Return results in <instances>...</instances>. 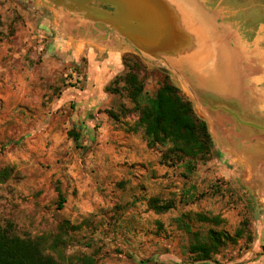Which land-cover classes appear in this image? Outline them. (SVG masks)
<instances>
[{
  "label": "rangeland",
  "instance_id": "obj_1",
  "mask_svg": "<svg viewBox=\"0 0 264 264\" xmlns=\"http://www.w3.org/2000/svg\"><path fill=\"white\" fill-rule=\"evenodd\" d=\"M215 3L222 22L233 13L245 23L263 21L252 44L261 71L264 0ZM57 9L55 0H0V169H12L0 182V223L21 237L58 238L49 252L66 263L89 254L97 264H264V147L257 141L264 132L199 106L212 152L180 159L168 145L148 144L124 79L110 81L87 111L77 98L85 83L74 76L86 71L87 59L62 49L53 25L69 14ZM132 55L119 76L135 64L146 97L155 96L166 72ZM262 85L249 90L250 107L264 104ZM213 118H222L220 129ZM262 118L264 109L241 117ZM153 197L174 206L158 213ZM209 229L242 235L211 260H198L190 245Z\"/></svg>",
  "mask_w": 264,
  "mask_h": 264
},
{
  "label": "crops",
  "instance_id": "obj_2",
  "mask_svg": "<svg viewBox=\"0 0 264 264\" xmlns=\"http://www.w3.org/2000/svg\"><path fill=\"white\" fill-rule=\"evenodd\" d=\"M121 1L118 29L105 15L113 8L103 1H56L59 15L69 14L53 25L63 39L62 49H72L76 60L84 56L87 59L85 87L77 90V98L87 111L101 103L106 86L123 71L124 56L134 54L145 63L159 65L192 101L200 117L197 108L201 105L224 108L240 124L264 132L263 118L260 124L241 119L247 111L264 109V104L250 107L253 103L247 99L254 83L264 84V62L262 65L259 62L261 71H255L252 63V44L257 41L263 21L253 23L252 17L250 23H245L243 17L233 13L222 22L215 0H160L165 10L164 25L172 36L164 46H156L151 38H144L143 45L137 37L131 40L128 35H140L147 27L156 28L157 16L153 10L146 9L152 0ZM77 12L81 18L75 17ZM235 20H240L242 28ZM82 31L86 33L81 34ZM237 32L241 33L240 39ZM190 53L194 59L189 58ZM222 121V118L214 119L213 123L220 129ZM261 140L258 144L264 147V139H257Z\"/></svg>",
  "mask_w": 264,
  "mask_h": 264
},
{
  "label": "trees",
  "instance_id": "obj_3",
  "mask_svg": "<svg viewBox=\"0 0 264 264\" xmlns=\"http://www.w3.org/2000/svg\"><path fill=\"white\" fill-rule=\"evenodd\" d=\"M132 56L139 62L138 56ZM140 65L143 67L142 62ZM137 69L139 68L135 64L132 65L127 73L117 76L116 80L124 79L131 96L137 101L140 111L139 125L144 128L148 144L168 145V151L180 159L209 158L214 146L213 138L207 121L197 114L192 101L167 74L165 82L155 96L146 97L144 84ZM141 102L145 104L141 106ZM11 172V167L0 169V182L7 180ZM64 201L65 199L59 203L60 208ZM150 203L158 213L174 206L171 202L160 203L158 197H153ZM241 235V229H238L235 235H230L224 230L209 229L205 239H198L191 244L190 250L197 253L198 260H211L224 244L236 240ZM57 239L50 240L46 235L21 237L12 234L0 223V264H97L89 254L77 256L74 263L61 261L49 252V249L55 250V246H58Z\"/></svg>",
  "mask_w": 264,
  "mask_h": 264
},
{
  "label": "water",
  "instance_id": "obj_4",
  "mask_svg": "<svg viewBox=\"0 0 264 264\" xmlns=\"http://www.w3.org/2000/svg\"><path fill=\"white\" fill-rule=\"evenodd\" d=\"M85 1H87V0H85ZM96 1H98L99 3L103 1L104 3L110 5L113 8L112 12H105V15H107L109 17L108 19L110 21L116 23L115 27L118 29V27H117L118 15L120 12L122 1L121 0H96ZM162 3L163 2L160 0H152L151 4L149 6L146 5V9L153 10L152 12H154L155 15L157 16L156 24H155L156 28L153 30H150L147 27L145 30L141 31L140 35L139 34L136 35L135 33L133 35L129 34L128 36H130L131 40H133L132 38L135 36V37H137V41L140 44L144 45V44H146L144 38H146V39L151 38V40L154 41L156 46H164L165 41L167 39L171 38L172 34H170L169 30H166L165 25H164L163 16L165 14V10H164ZM141 8H144L143 5L141 6ZM142 12H145V8L142 9ZM196 100H197V98H196ZM197 101L200 103V100H197ZM201 107H202V105H201ZM207 108L214 109V110H224L227 113H230L231 115H233L230 111H228L224 108H215L211 105H207ZM213 120H214V118H213Z\"/></svg>",
  "mask_w": 264,
  "mask_h": 264
},
{
  "label": "built area",
  "instance_id": "obj_5",
  "mask_svg": "<svg viewBox=\"0 0 264 264\" xmlns=\"http://www.w3.org/2000/svg\"><path fill=\"white\" fill-rule=\"evenodd\" d=\"M74 76H75V80L78 83H85L86 82V72L75 73Z\"/></svg>",
  "mask_w": 264,
  "mask_h": 264
},
{
  "label": "bare ground",
  "instance_id": "obj_6",
  "mask_svg": "<svg viewBox=\"0 0 264 264\" xmlns=\"http://www.w3.org/2000/svg\"><path fill=\"white\" fill-rule=\"evenodd\" d=\"M189 58H190V59H194L195 56H194L192 53H190V54H189ZM218 84H219V83H218Z\"/></svg>",
  "mask_w": 264,
  "mask_h": 264
},
{
  "label": "flooded vegetation",
  "instance_id": "obj_7",
  "mask_svg": "<svg viewBox=\"0 0 264 264\" xmlns=\"http://www.w3.org/2000/svg\"><path fill=\"white\" fill-rule=\"evenodd\" d=\"M56 1L59 3V1H62V0H56ZM56 1H55V2H56ZM57 2H56V3H57Z\"/></svg>",
  "mask_w": 264,
  "mask_h": 264
}]
</instances>
